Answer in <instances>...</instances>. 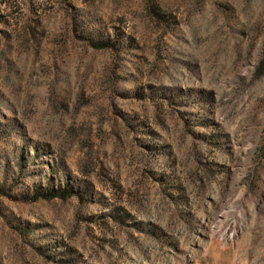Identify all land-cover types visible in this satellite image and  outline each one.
<instances>
[{
	"label": "rangeland",
	"instance_id": "374dc122",
	"mask_svg": "<svg viewBox=\"0 0 264 264\" xmlns=\"http://www.w3.org/2000/svg\"><path fill=\"white\" fill-rule=\"evenodd\" d=\"M0 264H264V0H0Z\"/></svg>",
	"mask_w": 264,
	"mask_h": 264
},
{
	"label": "bare ground",
	"instance_id": "6f19581e",
	"mask_svg": "<svg viewBox=\"0 0 264 264\" xmlns=\"http://www.w3.org/2000/svg\"><path fill=\"white\" fill-rule=\"evenodd\" d=\"M227 215L228 212L226 210L222 211L221 215L216 218L215 227L212 230V236L217 238L220 243L226 244L236 241L244 230V225L239 224L238 221L232 224L225 223L224 221Z\"/></svg>",
	"mask_w": 264,
	"mask_h": 264
},
{
	"label": "trees",
	"instance_id": "16d2710c",
	"mask_svg": "<svg viewBox=\"0 0 264 264\" xmlns=\"http://www.w3.org/2000/svg\"><path fill=\"white\" fill-rule=\"evenodd\" d=\"M97 46H98V48H103V47H106V45H105V44H102V45H101V44H98Z\"/></svg>",
	"mask_w": 264,
	"mask_h": 264
}]
</instances>
